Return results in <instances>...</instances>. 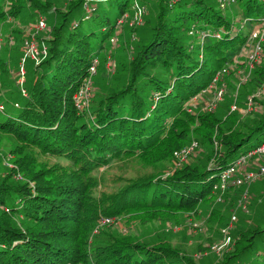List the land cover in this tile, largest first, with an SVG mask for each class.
Masks as SVG:
<instances>
[{"label": "trees", "instance_id": "1", "mask_svg": "<svg viewBox=\"0 0 264 264\" xmlns=\"http://www.w3.org/2000/svg\"><path fill=\"white\" fill-rule=\"evenodd\" d=\"M6 1L10 3L8 10L3 8L5 0H0V24L8 18H35L34 25L40 17L37 14L51 10L57 14L47 38L36 37L39 44L42 40L48 47V56L38 64L32 61L33 76L24 82L26 95L19 90L17 98L11 92L17 113L4 110L0 114V141L6 133L12 141L11 151L16 153L15 165L27 178L18 186L7 183L11 173L18 172L13 168L0 179V264H204L167 244L144 245L130 234L114 230L106 233L108 238L91 244L93 256L88 260V232L99 215L120 217L136 210H152L149 215L196 211L198 203L211 197L222 202L213 193L220 173L264 142V100L253 117L237 112L228 113L225 120L218 115V108L194 114L186 104L245 45L249 36L242 31L245 24L235 22L208 0H158L152 33L126 65L124 82L92 100L93 108L85 116L79 113L73 96L102 46L94 44L96 31L84 33L81 22L98 19L103 43L130 9L129 0L69 1L65 10L53 6L52 0ZM107 1L117 12L114 21L108 16L100 19L97 13L98 3ZM235 1L250 24L261 21L264 0ZM79 6L84 14L76 19L74 12ZM192 29L204 33L205 39L196 42L190 36ZM12 37L25 38L20 30ZM29 41L28 33L26 44ZM5 64L0 62L1 70ZM258 66L250 81L260 85L264 65ZM243 93L244 99L251 95ZM227 118L230 125H225ZM191 137L211 146L205 164H186L167 176L152 170ZM213 142H217L216 149ZM33 148L66 159L76 167L75 172L62 174L64 167L59 164H38V170H33L37 164ZM127 160L150 167V173L130 178L109 195L95 198L88 193L96 182L94 176L88 179L86 175L113 161ZM247 231H238V247L221 264H242L241 257L256 242L264 244V225ZM258 264H264V259Z\"/></svg>", "mask_w": 264, "mask_h": 264}, {"label": "rangeland", "instance_id": "2", "mask_svg": "<svg viewBox=\"0 0 264 264\" xmlns=\"http://www.w3.org/2000/svg\"><path fill=\"white\" fill-rule=\"evenodd\" d=\"M69 1L76 0H52V5L61 8V10H65ZM91 1L93 0H88V2ZM135 1L143 6L145 11L139 23L132 21V17H134L133 12L135 11L132 7ZM157 1L129 0L128 7L130 9L121 17L122 21L113 29L110 38L106 39L103 43L100 41L102 33H100L98 19L90 18L82 20V31L84 33L90 30L96 31L97 35L93 39L94 44L96 47L102 46V48L97 51L95 72L86 76L87 80H90L92 87L89 105L79 113H86L85 116L89 115L88 113L93 108L92 100L101 96L108 89L116 90L124 82L127 76L126 65L132 61L140 50L141 45L146 43L145 41L152 33L154 21L158 13V9L156 8ZM208 1L215 3V5L217 4L235 22H243L245 24L242 30L243 33L250 32L253 24H250L245 19L241 7L236 1L228 0L229 2L224 7L220 6V2L223 0ZM5 2L3 8L8 10L10 3L6 0ZM238 2H241V0ZM27 7L30 9L29 5ZM97 13L100 15V19L108 16L112 21L117 16L116 10L110 7L109 1L98 3ZM56 14L57 12L54 10L46 11L44 15L37 14L36 17H43L47 25L46 30L40 34L41 37L48 36L47 30H50L55 25ZM83 14L84 10L79 6L74 12V17L79 19ZM30 19L27 21H14L12 18H8L0 24V62L3 63V61H6L5 70L0 69V107L2 106L6 112L11 114H16L18 111V108L14 107V99L11 98L15 95H17V98H20L18 91L21 90V86L18 80L20 79L19 74H21V68L25 72L22 86L25 85V80L27 81L32 78L34 72L35 64L32 60L28 58L23 63L21 61L23 49L27 41V34L30 32V27L35 20V18ZM15 30H20L24 34L25 38L23 37L24 39L22 41L12 37ZM191 32L190 36L196 38V42H201L205 39L201 36V33L196 32L194 29ZM11 38L13 44L9 45L10 43L8 44L7 42ZM243 47L239 48L233 56L232 61L225 64L217 73L218 80L215 86L217 89H223L224 93L218 101L216 109L218 108L217 113L224 120L228 113L236 114L237 112L248 114L246 116L247 118L253 117V113L261 110L260 102L264 100V94L258 98L254 96L256 98L255 102L259 104L260 110L247 109L245 105L247 99H244L242 96L244 94L243 92H249L251 95L256 94L258 89L264 85V81L260 85L250 81L253 78L255 69H259L258 65L260 63L264 65V57H262L259 63L255 64L248 77L245 76V79L244 75H247L249 71L246 69L247 47ZM41 70V68L38 69L37 73H40ZM2 82L5 84H2ZM11 92H13V96ZM212 97L213 92L199 95L196 99L190 100L189 102L191 103L186 104V106L194 114L211 111L208 108V104L212 101ZM233 104L236 105L235 110L231 109ZM4 110L1 111L0 109V114ZM225 125H230L229 118L226 119ZM212 138L214 139V135ZM193 142H197V145L194 152L188 158L183 159L178 157V155L176 156L175 152H178L179 149H175L170 159L157 163L155 165L156 167L154 168L153 166L152 170L161 171L163 176H167L186 164L191 166L205 164L211 146L205 147L192 138L184 147ZM212 144L213 148L216 149L217 142H213ZM11 147L12 141L8 138V135L6 133L2 134L0 141V179L10 174L13 168H17L15 165L16 153L11 151ZM184 147H181L180 150ZM33 152L35 162H37L36 165L34 163L33 170H38V164H45L46 167L59 164L64 167L61 170L62 174L69 172L73 174L75 172L74 170H76V167L71 166L66 159L42 154L37 148H33ZM150 171V167H143L141 162L135 160L113 161L109 166L99 167L85 176L88 179L90 176H94L96 182L95 186L91 187L88 193L95 198L112 194L120 189L124 183L126 184L130 178L150 173ZM24 175L26 174L22 173V171H18L13 175L11 173V178L7 183L16 186L20 183H26L27 178ZM75 181L77 180L75 179ZM28 183L29 186H33L34 184L32 181ZM214 195L216 196V193ZM222 199L226 200L216 202L215 198L211 197L207 201L198 203L199 205L196 211L179 210L172 211L173 213L165 212L158 215L151 213L149 215L152 210H136L124 213L120 217L99 215L92 229L88 232V250H90L88 260H92L93 256L91 244L99 239L108 238L106 233L112 234L111 232L114 230L122 234H130L144 245L167 244L177 248L199 263L221 264L225 260V257L232 253L235 247H238L236 241L240 240L238 239V231L240 229L253 231L259 224L264 225V175L248 186L229 188L222 194ZM251 207L252 210L250 209ZM216 209L221 210L218 215L213 214ZM256 209H260V211ZM232 216H235L233 221H231ZM228 225L232 227L227 232L229 239L226 240V237L224 239L222 230ZM248 231L246 234L249 233ZM215 244H222L223 246L221 245L220 250H216L212 248ZM262 252H264V244L260 241L256 242V246L244 254L240 261L242 264L248 262V260L251 261V264L262 263L264 259ZM74 264L88 263L82 261Z\"/></svg>", "mask_w": 264, "mask_h": 264}, {"label": "built area", "instance_id": "3", "mask_svg": "<svg viewBox=\"0 0 264 264\" xmlns=\"http://www.w3.org/2000/svg\"><path fill=\"white\" fill-rule=\"evenodd\" d=\"M88 1V0H87ZM86 1V2H87ZM229 1L223 0L220 2V6L224 7L225 4H227ZM85 8L88 9V6ZM132 9L135 11L133 12L134 17H132V21L134 23H139L140 18L142 15H144L145 11L143 9V6L139 5L137 1H135ZM125 15V14H123ZM123 15L121 17H123ZM121 17L117 21V25L122 21ZM116 25V26H117ZM46 21L43 17H39L34 25H31L30 27V41L26 44L21 61L22 63L26 61V59H30L35 62V64L40 63L42 60H44L48 56V47L46 44L41 41L40 44L38 41H36V37L46 29ZM192 32L190 31V34ZM201 36L205 38V34L201 33ZM10 44H12V39L9 41ZM263 44H264V16L261 18V21L257 23L249 32L248 40L245 43L244 47H247L246 49V69L249 71L247 75H244V77H248L250 74V71L254 68L255 64L259 63L263 57ZM243 47V48H244ZM96 63L97 59L95 58L92 64L89 67L88 74H91L95 72L96 69ZM20 79L18 80L21 91L23 94H25V90L23 85L24 81V75L25 72L23 68H21V74ZM245 77V79H246ZM244 79V80H245ZM218 80V75L214 77L212 82L201 91V93L197 94L195 97L192 98V100L196 99L199 95H204L206 93L213 92L212 101L208 104L209 110L215 109L217 106L218 101L223 96V89H217L215 84ZM91 88V90H90ZM91 82L90 80H87L85 77L79 87V89L75 92L73 96L74 104L78 111H83L90 102V96H91ZM264 94V85L258 89L256 94L250 95L245 105L247 106V109H259V104L255 102V97H261ZM256 104V106H255ZM2 109V106L0 107ZM232 110L236 109V105H232ZM197 145V142H193L190 145L184 147L183 149L179 150L178 152H175L176 156L181 158H188L195 150V147ZM256 159H262V163H259L256 169H249V165L255 161ZM264 175V142L258 146L257 148L250 150L244 154H242L233 165L229 166L228 168L224 169L220 175L219 180L217 183L213 186V191L216 193L217 201H221L222 194L228 190L231 187H241V186H248L249 184L253 183L257 179L261 178ZM246 199V197H245ZM245 207V206H244ZM233 221L235 219V216L231 217ZM231 225H228L226 228H224L223 236L224 239L226 237V240L229 238L227 237V232L231 228ZM222 245V244H221ZM221 245L215 244L212 246L213 249L220 250Z\"/></svg>", "mask_w": 264, "mask_h": 264}, {"label": "clouds", "instance_id": "4", "mask_svg": "<svg viewBox=\"0 0 264 264\" xmlns=\"http://www.w3.org/2000/svg\"><path fill=\"white\" fill-rule=\"evenodd\" d=\"M86 1H87V0H86ZM87 2H88V1H87ZM247 24H248V23H247ZM254 26H255V25H253L252 27H254ZM252 27H251L250 29H252ZM11 39H12V38H11ZM12 42H13V40H12ZM12 44H13V43H12ZM243 46H244V45H243ZM22 54H23V53H22ZM96 59H97V57H96ZM216 75H217V74H216ZM23 87H24V86H23ZM24 90H25V94H23L22 91L20 90V93H21L22 95H26V89H25V87H24ZM200 93H201V92H200ZM198 94H199V93H198ZM191 100H192V99H191ZM190 103H191V102H188L187 104H190ZM186 107H187V106H186ZM4 109H5V108H2L1 111L4 110ZM187 109H188V111H190V108L187 107ZM79 112H80V111H79ZM256 160H261V161H262V159H256ZM261 163H262V162H261ZM216 183H217V182H216ZM216 183H215V184H216ZM215 184H214V185H215ZM213 193L215 194L214 191H213Z\"/></svg>", "mask_w": 264, "mask_h": 264}, {"label": "crops", "instance_id": "5", "mask_svg": "<svg viewBox=\"0 0 264 264\" xmlns=\"http://www.w3.org/2000/svg\"><path fill=\"white\" fill-rule=\"evenodd\" d=\"M262 161L261 160H255L253 161L250 165H249V169H256L258 164L261 163Z\"/></svg>", "mask_w": 264, "mask_h": 264}]
</instances>
